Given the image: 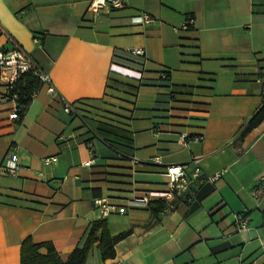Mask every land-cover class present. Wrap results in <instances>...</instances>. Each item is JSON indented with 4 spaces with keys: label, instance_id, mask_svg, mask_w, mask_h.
<instances>
[{
    "label": "crops",
    "instance_id": "0c3cea01",
    "mask_svg": "<svg viewBox=\"0 0 264 264\" xmlns=\"http://www.w3.org/2000/svg\"><path fill=\"white\" fill-rule=\"evenodd\" d=\"M89 1L0 0V49L19 45L55 91L42 84L19 121L0 102V163L8 149L18 157L15 175L0 172V264H20L27 236L66 256L99 219L110 234L132 232L114 257L93 247L86 264H264V121L239 137L264 98V0H121L97 11ZM141 12L156 22L130 21ZM188 16L193 27L179 30ZM183 132L203 139L183 144ZM171 163L224 172L157 216L139 204L98 215L96 197L126 206L165 190Z\"/></svg>",
    "mask_w": 264,
    "mask_h": 264
},
{
    "label": "built area",
    "instance_id": "2783aa9c",
    "mask_svg": "<svg viewBox=\"0 0 264 264\" xmlns=\"http://www.w3.org/2000/svg\"><path fill=\"white\" fill-rule=\"evenodd\" d=\"M110 5L111 7H121L123 2L121 0H90L89 8L92 11H97L99 8ZM157 18L146 12H141L139 15L131 17L130 21L141 24H153ZM194 19L191 16L186 19L179 26V30H188L193 27ZM127 54L145 59V50L140 47H130L125 51ZM30 74L39 81V86L33 88L28 95H22L17 89L18 80L24 75ZM166 72L161 71L160 77L164 78ZM256 81L260 84L262 91H264V66L258 67ZM48 83L47 92L53 94L54 87L49 83L48 75L33 61V59L19 46L15 45L11 49H0V102L10 103L12 105L9 112V119L19 121L26 112L30 103L37 97L41 85ZM65 111H70L69 105H65ZM203 139L202 135H189L185 132L180 133L178 140L183 144H188L191 141L197 142ZM92 156L95 151L91 149ZM54 161V158H44L43 163L49 164ZM156 161H159L156 159ZM18 157L15 148L8 149L0 163V172H5L11 175L16 174L18 168ZM92 159L86 160L82 163L83 166H88ZM135 164L138 161L133 159ZM224 170L206 175L204 177L202 169L197 164L191 163H171L165 166L164 176L165 190L163 191H147L143 193L140 198L132 197L127 200L126 206H120L108 197H96L93 203L101 218L112 213H124L128 205H150L152 202L164 203L165 209L171 208L173 201L186 193L193 184L202 183L204 180L213 181L223 174ZM240 226H244L245 218H239Z\"/></svg>",
    "mask_w": 264,
    "mask_h": 264
},
{
    "label": "trees",
    "instance_id": "16d2710c",
    "mask_svg": "<svg viewBox=\"0 0 264 264\" xmlns=\"http://www.w3.org/2000/svg\"><path fill=\"white\" fill-rule=\"evenodd\" d=\"M120 58L123 57L120 56ZM162 71L166 72L164 79H167L169 71ZM39 85V81L35 77L24 74L17 82V89L22 95H28L33 88ZM261 121H264V98H262L261 105L243 125L239 137L242 138ZM164 207V203H150L151 215L157 216ZM131 232L132 228H129L116 234H110L106 221L104 219L96 220L92 223L84 244L73 249L66 256L59 255L51 242H34L30 236H27L20 244V264H86L88 254L93 247L98 248L102 259L112 258L115 255L114 245ZM41 247L46 248V253L39 252Z\"/></svg>",
    "mask_w": 264,
    "mask_h": 264
}]
</instances>
